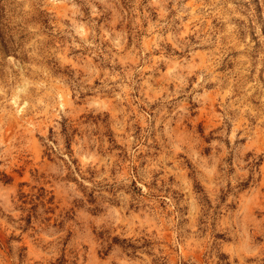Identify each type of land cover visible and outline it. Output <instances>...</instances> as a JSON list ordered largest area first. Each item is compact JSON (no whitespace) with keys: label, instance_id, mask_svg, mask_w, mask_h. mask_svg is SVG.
I'll list each match as a JSON object with an SVG mask.
<instances>
[{"label":"rangeland","instance_id":"obj_1","mask_svg":"<svg viewBox=\"0 0 264 264\" xmlns=\"http://www.w3.org/2000/svg\"><path fill=\"white\" fill-rule=\"evenodd\" d=\"M0 264H264V0H0Z\"/></svg>","mask_w":264,"mask_h":264}]
</instances>
